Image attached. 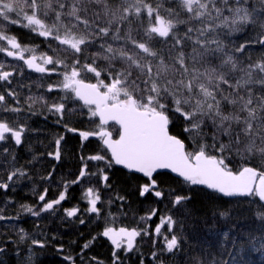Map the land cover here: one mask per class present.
Segmentation results:
<instances>
[{
  "label": "snow or ice",
  "instance_id": "snow-or-ice-1",
  "mask_svg": "<svg viewBox=\"0 0 264 264\" xmlns=\"http://www.w3.org/2000/svg\"><path fill=\"white\" fill-rule=\"evenodd\" d=\"M12 27L42 38L45 49L21 42ZM248 33L252 38L232 42L235 34ZM257 45L264 49V0H0V56L9 58L0 61V155L11 156L12 164L0 179V191L14 189L28 176L24 168L15 166L10 144L23 143L28 129L18 114L31 113L37 103L62 118L68 100L80 102L98 124L89 131L67 130L78 132L84 141L98 138L103 145L102 151L80 158L78 173L62 183L56 198L46 199L45 188L37 196V207L21 204L15 216L5 215L0 207V221L19 220L20 213L39 217L53 212L67 198L71 185L91 183L92 176L103 188H111L108 172L119 165L147 178L139 188L142 197L165 196L154 175L168 169L187 185L206 186L226 197L251 198L257 204L255 218L264 222V54L253 59L247 51ZM25 68L49 78L58 76L47 91L64 95L51 103L29 95L22 104L13 79L22 76ZM177 121L184 139L170 131ZM110 122L119 126L115 138L107 127ZM63 139L56 138L55 151L48 153L56 161L61 159ZM232 158L242 161L235 169ZM89 161L103 167L97 165V172H92ZM44 179L51 180L52 172ZM169 196L173 208L191 199L175 191ZM83 199L88 204L85 211L96 216L106 211L105 204L113 203V198L104 201L101 189L93 186L84 190ZM157 211L152 209L140 220H152ZM64 212L71 218L80 209ZM158 219L154 228L149 224L117 227L116 217L109 212L100 235L113 246V264H121L118 253L132 252L141 236L162 238L163 252L180 251L184 241L176 233L177 219L172 215ZM222 235L237 249L235 253L224 249L233 261L249 248L264 251V233L249 234L245 240L227 231ZM17 238L45 247L40 239L29 241L23 228ZM91 243L86 242L82 250ZM4 251L0 246V253ZM27 251L22 264H32L31 249ZM157 258L153 251L152 259ZM64 259L75 264L72 256ZM190 264L208 262L194 258ZM211 264L230 262L221 258Z\"/></svg>",
  "mask_w": 264,
  "mask_h": 264
},
{
  "label": "trees",
  "instance_id": "trees-1",
  "mask_svg": "<svg viewBox=\"0 0 264 264\" xmlns=\"http://www.w3.org/2000/svg\"><path fill=\"white\" fill-rule=\"evenodd\" d=\"M11 32L17 35L21 42L27 44L34 43L41 50L45 49V42L42 38L33 35L29 31L12 27ZM252 36V33L235 34L231 39L234 44H240L252 38ZM247 51L253 59H257L264 54V49L258 45L250 47ZM8 59L7 57L0 56V61ZM22 71L27 72L26 69H22ZM25 74L28 75L29 73ZM18 81L22 83L18 86L27 88L26 82L28 79H18ZM29 95L31 94L25 91L20 96L26 98ZM35 106L43 107L42 105L35 104L33 108ZM30 114L26 111L22 112L19 116L22 118L30 117ZM77 118L75 117L76 123L80 122ZM85 121L88 124V127H85L86 130L91 129L98 123V121L94 122L88 118H85ZM47 125L42 126L41 129H50L47 128ZM170 131L180 136L181 139H184L182 125L179 121L175 122ZM185 143L190 145L189 140H186ZM30 146L32 145H22L20 148L13 150L18 152L17 162L19 164L24 165L36 160L38 152H35L34 148H37ZM78 146L79 140L69 136L66 144L68 154L63 159V162L67 166L63 168V172H57L59 181H63L68 177L70 180L75 178L76 172L79 169V160L78 154H75L73 149ZM102 150L103 145L101 142L87 140L83 154L87 157ZM38 163L33 168V175L35 173L38 175L44 174L48 168V164L44 161L40 162V167ZM240 163L242 161H239L238 158H232L231 166L235 169ZM88 164L92 172H97V165L103 167L100 162L89 161ZM108 175L111 188H103L101 184L96 182L98 177L92 176L91 183L81 181L80 184L70 186V198L58 205L57 209L53 212L42 213L39 217L20 213L19 220L0 221V246L5 248V251L0 253V256H3L0 259V264H22L23 259L29 255L27 250L31 246L30 242L28 244L20 243L19 255L16 254L17 250L11 249V246L14 244L11 241H16L17 239L18 242L17 233L19 228H23L31 234L37 233L45 243L44 248L37 250L41 256L36 258V262L33 264H71L70 261L64 259L65 256L74 257L75 264H113V247L100 235L107 223L109 212L116 217L115 226H127L129 228L144 227L145 224H149L154 228L159 223L158 217L172 215L179 222L176 233L184 241L180 251L167 253L162 251V238L141 236L137 240V248L131 253H125L123 250L118 253L121 264H141V262L142 264H160L161 261L163 264H190V261L194 258L207 261L208 264H211L213 260H220L221 258L228 259L230 264H264V251H254L249 248L246 254L238 257L235 261L224 252L225 248L233 253L237 251V249L232 248L224 240L222 233L225 231L230 236L239 240H245L249 234L259 237L264 233V222L255 218L254 210L257 204L251 198H225L204 188L187 185L183 180L166 172L158 173L154 177L157 181L158 189L163 191L165 196L157 198L149 194L142 197L139 195V188L142 184L147 183L146 178L135 173L126 172L117 166H113ZM29 183V178L21 179L14 189L11 188L6 193L0 191V207H4L5 215L11 216L17 214L21 204L37 207L35 205L38 202L37 199L31 200V198L40 192L42 188L38 191L30 186ZM89 186L100 188L104 201L113 198L112 205L109 207L105 204L106 211L100 216L85 211L88 204L83 199V192ZM53 189L57 192L58 190H62V187L58 188L54 185ZM173 191L190 195L191 199L183 206L173 208L170 203L171 197L169 196V193ZM116 196H123L125 199L123 201L115 200ZM9 200L12 201L11 204L7 203ZM77 206L80 209L78 215L83 214L82 218H79V216L67 217L64 210ZM152 209L158 210L157 216L153 217L150 221H141L140 217L145 216ZM221 213H228L229 215L225 217ZM81 219L84 220L83 224L80 223ZM93 237H95V240H93ZM154 240L156 241L155 246L153 245ZM89 241H92L89 248L82 250V246ZM61 247L64 249L63 252L59 250ZM8 248L13 251H9ZM7 251L13 253V256L8 255ZM153 251L158 253L157 260L152 259Z\"/></svg>",
  "mask_w": 264,
  "mask_h": 264
},
{
  "label": "flooded vegetation",
  "instance_id": "flooded-vegetation-1",
  "mask_svg": "<svg viewBox=\"0 0 264 264\" xmlns=\"http://www.w3.org/2000/svg\"><path fill=\"white\" fill-rule=\"evenodd\" d=\"M29 45H35V44L29 43ZM25 73H29V74L26 75ZM18 79H23V80L28 79V81L26 82L28 85L27 88L18 86L19 84H22L21 81H18ZM59 79L60 78L58 76H52L51 78H49L43 74H38V73L32 72L30 70H27V72L26 71L23 72L22 76H16L13 79V87L17 88L18 91L20 89V91H19L20 95L23 92L27 91L32 96H34V97L42 96L45 99H47L49 103H51L54 100H57L60 96L64 95L62 92H51V93H49L47 91V85L52 84V83H56V82H58ZM25 94H28V93H25ZM45 95H47L48 97ZM21 103L22 104L24 103V98H22V97H21ZM37 104L41 105L40 103H37ZM20 114H22V113H20ZM20 114H18V116ZM75 117H78L77 119H79L80 122L76 123ZM70 118H71V120H70ZM85 118L89 119V117L87 115V110L82 107L80 102H76V101H73L71 99L66 102L65 113H64L62 118L58 117L54 113L49 112L47 110V108L44 106L43 107L35 106V108L32 109L30 117H24V118H22L21 116L18 117V119L20 120L21 123L26 124V127L28 130L25 132V135L23 138V143L20 146H14V145L10 144V151H11L12 155L15 156V166L24 168L28 173V176L25 178H22V180L29 178V180H30L29 185L30 186L34 187L38 191L42 188V190L40 192L36 193L31 198V200L35 199V198L37 199L38 194H40L43 191V189H45V188L48 189V196L46 197V199L50 200V199L56 198L58 196V194L63 189L58 190L56 192V191H54L53 186L55 185L58 188H60L63 182L70 180L68 177V178H65V180H63V181H59L60 179H59V175H58V173L63 172V170H64L63 168H65L67 166L66 163L63 162V159H64L65 155L68 154L66 144H67V139L69 138V136H72V138L75 137L79 140V146L75 147L73 150L75 151V154H78L79 169H80L81 163H82L80 158L82 156L86 157L85 154H83L84 153L83 149L85 148L86 141L82 140V138L79 136L78 132H69L67 129L68 128H76V129H79L81 131L94 130L97 125L92 127L89 130L85 129V127H88V124L86 123ZM89 120H91V119H89ZM92 121L97 122L98 119L92 120ZM89 124H90V122H89ZM45 125H47V128H50V129L42 130L41 127L45 126ZM65 125H67V128L65 127ZM114 126H116V125L110 123L107 127L110 131H113V136L115 138L116 131H118V127L117 126L114 127ZM60 136L64 137V139L61 141V144H60L61 159L59 161H56L54 158L50 157L48 155V153L55 151L54 141L56 138H58ZM29 140H30V143H29ZM88 140H96V141L100 142L99 139L95 138V137L89 138ZM27 144H31L32 146L36 147L37 149L34 148V151L38 152V154H37L35 161H33V162L31 161L29 163L21 165L17 162L18 152L13 151V150L20 148L22 145L26 146ZM32 146H30V147H32ZM5 155H7V154H5ZM5 155H0V166H3V167H0V179H3L6 176L5 168L10 169L12 167V164L9 163V161L11 160V156H8V158L5 159ZM42 161H44L45 163L48 164V168L46 169V172L44 174L41 173V175H38L37 173H35V175H33L34 174L33 168L35 167L37 162H39L38 166L40 167V162H42ZM79 169H78V171H79ZM78 171L76 172V174L78 173ZM49 172H52V179L51 180L44 179V177L48 176ZM19 182L17 184H19ZM71 186H74V185H71ZM50 189H51V191H50ZM69 193H70V187L67 190V198L61 203H64L68 198H70ZM37 201H38V199H37ZM39 204H40L39 201L35 203V205H37V206H39ZM15 215H11V216H15ZM27 215H30V214H27ZM9 221H11V220H9ZM138 239L139 238H137V240ZM61 248L63 249V247H61ZM61 248H59V250ZM63 251H64V249L62 250V252Z\"/></svg>",
  "mask_w": 264,
  "mask_h": 264
},
{
  "label": "rangeland",
  "instance_id": "rangeland-1",
  "mask_svg": "<svg viewBox=\"0 0 264 264\" xmlns=\"http://www.w3.org/2000/svg\"><path fill=\"white\" fill-rule=\"evenodd\" d=\"M79 215H77L76 217H78ZM82 216H83V214L82 215H80L79 216V218H82ZM27 233H28V237H29V241L31 240V239H33V238H35V239H40L41 240V238H40V236H38V234L37 233H33V234H31L30 232H28L27 231ZM33 237V238H32ZM20 243L21 242H19V240H18V242H17V239H16V242L11 246V249H13V250H17L19 247H20ZM24 243H26V244H28L29 242H24ZM9 249V248H8ZM11 249H9V251H13V250H11ZM28 249H31V257H32V264L33 263H35L36 262V258H39L41 255H40V253H38V251L37 250H40V249H42V248H39V247H35V246H29L28 247ZM8 252V251H7ZM13 253H10V252H8V255H11V256H13L12 255ZM28 254H29V252H28ZM3 256H0V259L2 258Z\"/></svg>",
  "mask_w": 264,
  "mask_h": 264
},
{
  "label": "water",
  "instance_id": "water-1",
  "mask_svg": "<svg viewBox=\"0 0 264 264\" xmlns=\"http://www.w3.org/2000/svg\"><path fill=\"white\" fill-rule=\"evenodd\" d=\"M110 123H114V122H110ZM109 123V124H110ZM115 124V123H114ZM90 138H94V137H90ZM117 167H119V168H121V169H124L125 171H127V172H129V173H135V174H138V175H140V176H142V177H144L143 176V174H141V173H137V172H134V171H130V170H128V169H125L123 166H119V165H117ZM162 172H166V173H169V174H171L172 176H174V177H176V178H178V179H180V180H182V178H180L177 174H175V173H172L170 170H168V169H162V170H158L157 171V173H162ZM156 173V174H157ZM155 174V175H156ZM154 175V176H155ZM144 178H146V177H144ZM147 179V178H146ZM198 187H201V188H204V189H206V190H208V191H211V192H215L214 190H209V189H207V187L206 186H198ZM216 193V192H215ZM218 194V193H217ZM219 195H221V196H223L222 194H219ZM223 197H225V198H229V199H231V198H238V197H226V196H223ZM105 238V237H104ZM107 241H109L107 238H105ZM110 242V241H109Z\"/></svg>",
  "mask_w": 264,
  "mask_h": 264
}]
</instances>
